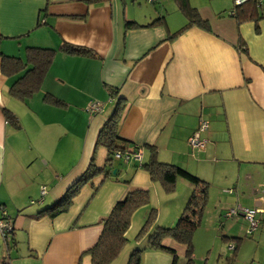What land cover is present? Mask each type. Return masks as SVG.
<instances>
[{"label":"crops","instance_id":"crops-1","mask_svg":"<svg viewBox=\"0 0 264 264\" xmlns=\"http://www.w3.org/2000/svg\"><path fill=\"white\" fill-rule=\"evenodd\" d=\"M145 2L144 8L139 0H0V211L4 207L14 225L8 242L0 233V248L3 239L11 244L9 264H92L88 251L102 233L100 219L131 191L147 190L153 198L162 191L141 167L154 153L209 184L193 238L196 264H227L234 255L235 264H264V18L243 15L239 22L231 15L234 0H189L211 30L185 28L188 21L174 0ZM132 22L143 27L128 29ZM65 44L95 56L67 54L61 51ZM33 47L56 54L40 89L25 99L13 97L10 90L24 72L8 71L3 57L25 61ZM119 100L118 133L142 151L141 165L115 160L108 167L107 149L96 145ZM92 103L101 111L89 113ZM196 132L207 141L203 149L190 144ZM92 160L108 173L82 187L67 213L38 217ZM19 173L29 183L17 187L16 199ZM29 189L30 201L42 204L35 213L24 210L27 196H20ZM192 192L179 180L163 199L165 211L158 206L156 225L174 226ZM150 203L133 214L127 239L144 225L155 205ZM237 206L262 211L254 233L248 234L243 215L225 216ZM133 240L111 264H127L136 249L144 250L141 264H172L171 254L149 249L148 235ZM166 245L184 264L187 246L173 240Z\"/></svg>","mask_w":264,"mask_h":264},{"label":"trees","instance_id":"trees-1","mask_svg":"<svg viewBox=\"0 0 264 264\" xmlns=\"http://www.w3.org/2000/svg\"><path fill=\"white\" fill-rule=\"evenodd\" d=\"M88 2L99 3L106 0H87ZM178 10L187 19L188 24L185 28L198 26L205 30H211L208 21L204 20L197 9L193 8L189 0H174ZM244 17L257 21L264 18V2L262 0H249L246 3L236 6L234 18L239 22ZM163 19H156L153 24L161 23ZM143 25L136 22L128 23L127 28L137 29ZM183 29L182 31H184ZM67 54L77 56H95V53L85 47L65 44L61 50ZM56 54V51L44 48H27V58L25 61L14 57H3L8 71H23L24 75L20 76L12 86L10 92L13 97L25 99L37 92L42 84V80ZM9 73V72H8ZM115 91L112 92L114 95ZM123 111L122 100H119L118 106L113 115L101 128L97 137V146L107 149L108 159L107 166L112 167L116 153L131 154L137 151L138 147L121 137L118 133V125ZM7 121L19 128L18 119L8 110H5ZM150 175L152 181L158 182L162 189L167 193H173L176 190L177 182L184 180L193 187V192L178 218L176 224L171 227H162L156 225L158 213L152 209L140 229L137 240H141L148 235L149 249L165 251L173 256L172 264H177L178 257L174 249L166 245V241L173 240L187 246L184 264H196L194 260V243L193 238L196 230L200 227L207 205L209 184L201 178L193 175L187 170L172 164L160 162L155 153L150 159L141 165ZM106 170L96 167L94 160L89 165L85 174L73 184L68 192L53 206L45 208L38 212V217L57 216L67 213L73 200L80 193L90 180L100 176ZM108 173V172H107ZM128 183V182H127ZM150 202V193L147 190H135L129 192L122 200L118 201L110 214L98 222L103 226L102 233L96 245L88 251L91 256L92 264H111L121 254L125 244L128 242L127 231L131 225L133 214L140 208ZM14 225L12 223V231ZM239 242L238 239H234ZM143 249H136L131 253L127 264H141ZM236 256L229 258L227 264H235ZM0 264H9V261L1 260Z\"/></svg>","mask_w":264,"mask_h":264},{"label":"built area","instance_id":"built-area-1","mask_svg":"<svg viewBox=\"0 0 264 264\" xmlns=\"http://www.w3.org/2000/svg\"><path fill=\"white\" fill-rule=\"evenodd\" d=\"M154 1V0H149ZM249 0H234L235 6H240L244 3H246ZM235 12H232L231 15L233 16ZM102 106L99 103H92L88 107V112L93 114L101 111ZM208 124L203 123L201 125V131L204 129H207ZM207 141L200 138V135L198 132H196L190 139V144L193 148L196 149H203L206 146ZM116 160H122L124 163L128 164L130 162L136 163L138 165H141L143 154L140 149H137L134 153L131 154H121L116 153L115 154ZM42 198L46 195V188L43 187L41 190ZM32 204L34 201H31ZM2 211V217L0 218V233L2 236H4L5 241L10 240V233L12 232V221L8 219L7 214L4 212V209ZM262 211L258 208H243L242 206H237L234 209L229 210V212L226 213L225 216L231 217L234 215H243L247 222L249 223V230L248 234L254 233L260 226V221L258 219V214H260Z\"/></svg>","mask_w":264,"mask_h":264},{"label":"rangeland","instance_id":"rangeland-1","mask_svg":"<svg viewBox=\"0 0 264 264\" xmlns=\"http://www.w3.org/2000/svg\"><path fill=\"white\" fill-rule=\"evenodd\" d=\"M230 1V3L231 4H233V0H229ZM142 3V6L145 8V6H149V5H146V4H144V3H146L145 2V0H142V1H140L139 0V3ZM138 3V4H139ZM137 4V5H138ZM137 8H138V6H136ZM121 163H123V164H125L122 160H119ZM21 177H22V175L19 173L18 175H17V182L14 184V186H13V195H14V197L16 198V199H19V197L17 196V192H19V190H18V188H25V184L26 183H29L28 181H26V180H21ZM26 181V182H25ZM18 187V188H17ZM12 191V190H11ZM31 194V189H29L28 191H23V193H20V196L21 197H25V196H27V201H25V209L24 210H27V211H29V210H31V211H34V213L35 212H37L40 208H41V206H42V204H39V203H35V204H32L31 203V201H30V199L29 198H31V197H28L29 195ZM165 197H167V194H166V192H164V190L162 189V191L160 192V194H159V196H154V198L152 197V195H151V193H150V202H153V204H155V205H152V206H150V210H149V212H148V214H147V217H148V215H149V213H150V211L152 210V209H157L158 210V214H159V209H158V206H160V207H162L163 209H164V211H165V208H164V205H165V201H163V199L165 198ZM35 198V197H34ZM152 199H153V201H152ZM34 201L35 200H38L37 198H35V199H33ZM189 200V199H188ZM188 200H187V202H188ZM149 202V204L148 205H151V203ZM187 202L185 203V205H184V207H183V209H182V212H183V210H184V208H185V206H186V204H187ZM157 205V206H156ZM2 209H4V207H1V210ZM23 210V209H22ZM23 210V211H24ZM6 211H8V209H6ZM164 211L163 210H161V217L162 218H164L165 217V213H164ZM1 213H2V211H0ZM147 217H146V219H147ZM145 219V220H146ZM158 219H159V217H158ZM129 229H132V227H130ZM128 229V230H129ZM128 232V231H127ZM136 232V233H135ZM135 233V234H134ZM139 232L138 231H136V229L135 230H133V236H131L130 237V241H131V243L134 241L133 240V238H134V236L136 235L137 236V234H138ZM3 238V237H2ZM136 238V237H135ZM129 241V242H130ZM4 244L6 243L5 241H4V239H3V241H2ZM128 242V244L126 245V248L127 247H129V245H130V243ZM3 244V246L0 248V261L1 260H4L5 258H6V261H9V257H7L8 255H6V250H7V248L9 247H11V244L9 243V245L7 246L6 244L4 245ZM124 251V250H123ZM133 252V251H132ZM3 253V254H2ZM120 256V255H119ZM131 256V255H130Z\"/></svg>","mask_w":264,"mask_h":264},{"label":"water","instance_id":"water-1","mask_svg":"<svg viewBox=\"0 0 264 264\" xmlns=\"http://www.w3.org/2000/svg\"><path fill=\"white\" fill-rule=\"evenodd\" d=\"M114 174L116 173V171L113 172Z\"/></svg>","mask_w":264,"mask_h":264}]
</instances>
